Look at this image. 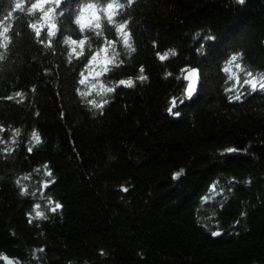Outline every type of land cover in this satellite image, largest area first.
<instances>
[{"label": "trees", "instance_id": "trees-1", "mask_svg": "<svg viewBox=\"0 0 264 264\" xmlns=\"http://www.w3.org/2000/svg\"><path fill=\"white\" fill-rule=\"evenodd\" d=\"M10 7L0 0V18ZM129 16L137 51L118 48L112 78L144 64L151 82L117 89L95 117L74 96L88 56L66 67L59 38L45 54L17 19L0 60V123L23 127L13 151L0 144V264H264V92L229 103L220 72L237 51L264 71V0H135ZM166 48L178 54L161 65ZM193 67L201 84L187 99ZM19 89L23 104L6 99Z\"/></svg>", "mask_w": 264, "mask_h": 264}, {"label": "clouds", "instance_id": "clouds-1", "mask_svg": "<svg viewBox=\"0 0 264 264\" xmlns=\"http://www.w3.org/2000/svg\"><path fill=\"white\" fill-rule=\"evenodd\" d=\"M134 3L135 0H78L70 7H65L66 0H11L7 15L0 18V50H2L0 60L4 59L12 43L10 33L17 19L24 17L34 42L44 50L45 54L51 49L55 55V42L58 38L60 39L66 67L88 56L77 74L74 96L79 105L93 117L97 114L103 115L104 109L114 101L117 89H135L138 83L150 84L151 82L144 64L137 66L135 75L121 76L119 79L112 78L116 70L125 66V61L120 59L121 52L118 48L122 47L129 59L137 51L135 39L129 27L132 18L129 16L121 19L127 8ZM237 3L243 5L245 0H237ZM68 13L72 14L71 26L62 30L60 21ZM109 29L111 35H109ZM96 41L99 42L98 46ZM153 47H156L155 41ZM89 52L90 55H88ZM177 54L175 48H166L163 51H156L155 58L163 65ZM243 57V51H237L229 54L221 62L220 72L224 76L221 87L229 103L241 101L243 95L241 90L245 87L249 94L257 91L264 92V71L253 72L249 65L243 63ZM44 71L48 74L49 70ZM242 74L243 79H241ZM172 76L173 73L166 69L161 74V79L166 81ZM176 79H180V76ZM184 79L189 82L186 98L191 99L200 81L199 70L187 69ZM30 91L35 93V86H32ZM26 96L25 91L19 89L6 99L15 100V103L19 105L23 104ZM173 102L174 100H171L170 104L175 106ZM168 111L171 113V107ZM35 115L38 116L39 112L37 111ZM175 115L179 116V113ZM22 132L23 127L20 125L0 123V144L8 145L2 151H13L12 145L16 144ZM5 133H9L7 140L4 139ZM31 138L35 142L33 147L42 143V135L38 128L31 130ZM32 150L31 147L28 148L29 153ZM23 192L24 189H22ZM62 208L63 205L56 202L51 211L55 213ZM36 215L38 218L47 219L43 212H37Z\"/></svg>", "mask_w": 264, "mask_h": 264}, {"label": "water", "instance_id": "water-1", "mask_svg": "<svg viewBox=\"0 0 264 264\" xmlns=\"http://www.w3.org/2000/svg\"><path fill=\"white\" fill-rule=\"evenodd\" d=\"M194 68V67H193ZM194 69H197V68H194ZM199 70V69H198ZM187 72V71H186ZM185 75H186V73H185ZM199 76H200V81H199V84H198V87H197V91L194 93V95H193V97L191 98V99H194V98H196L197 97V95H198V92H199V89H200V84H201V76H202V73L200 72V70H199ZM185 80V82H186V90H187V85H188V81L186 80V79H184ZM218 233H220V235L222 234V231H219ZM217 236H219V235H217ZM4 261H5V263L6 264H16L11 258H9V257H4Z\"/></svg>", "mask_w": 264, "mask_h": 264}, {"label": "snow or ice", "instance_id": "snow-or-ice-1", "mask_svg": "<svg viewBox=\"0 0 264 264\" xmlns=\"http://www.w3.org/2000/svg\"><path fill=\"white\" fill-rule=\"evenodd\" d=\"M173 103H175V101H174ZM47 175L50 176V175H51V172H48ZM45 187H47L46 184H45ZM37 207H38V206H37ZM213 235H214V236H217V235H220V233H218V232H217V233H213Z\"/></svg>", "mask_w": 264, "mask_h": 264}]
</instances>
